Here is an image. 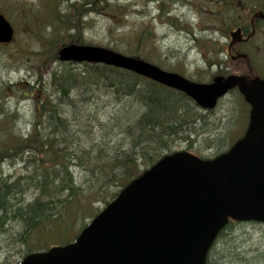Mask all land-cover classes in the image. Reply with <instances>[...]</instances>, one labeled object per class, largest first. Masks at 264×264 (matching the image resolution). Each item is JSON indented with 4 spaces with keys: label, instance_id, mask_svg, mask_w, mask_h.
I'll return each mask as SVG.
<instances>
[{
    "label": "rangeland",
    "instance_id": "obj_1",
    "mask_svg": "<svg viewBox=\"0 0 264 264\" xmlns=\"http://www.w3.org/2000/svg\"><path fill=\"white\" fill-rule=\"evenodd\" d=\"M249 3V0H0V10L14 28L12 42L0 45V141L5 144L14 135L27 136L36 121L42 123V131L47 130L46 115L40 116L37 95L32 96L30 88L46 87L51 93L52 72L62 68L82 72L79 63L53 58L62 44L73 39L71 35L82 43L136 55L191 80L208 82L225 59L221 48L226 44L224 30L228 16L242 20ZM87 92L86 88L73 86L71 97L78 100V108L70 109L67 101L61 106V116L68 119L69 114V125L70 118L81 114L84 117L89 112V107H83ZM121 99L122 102L114 103V99L94 93L88 104L94 102L92 110L97 111L102 122L113 111L119 115L126 111V116L134 118L140 110L138 102L128 97ZM189 103L201 116L168 141V151L187 150L210 158L242 135L249 106L236 89L221 97L212 109H201L191 100ZM23 156L27 159V152ZM19 161L12 157L0 162V183L6 176L24 173ZM30 196L31 192L27 193L25 200ZM89 220L85 218L84 222ZM19 230L18 225H0V264H15L29 249L22 243ZM220 234L209 251L207 264H264V224L234 223Z\"/></svg>",
    "mask_w": 264,
    "mask_h": 264
},
{
    "label": "water",
    "instance_id": "obj_2",
    "mask_svg": "<svg viewBox=\"0 0 264 264\" xmlns=\"http://www.w3.org/2000/svg\"><path fill=\"white\" fill-rule=\"evenodd\" d=\"M13 27L0 12V43ZM61 61L123 68L184 92L211 108L238 86L251 105L245 132L228 151L203 159L188 151L165 155L128 183L64 246L32 252L18 264H204L219 230L234 220L264 222V81L240 76L197 83L140 58L102 46L69 44Z\"/></svg>",
    "mask_w": 264,
    "mask_h": 264
},
{
    "label": "trees",
    "instance_id": "obj_3",
    "mask_svg": "<svg viewBox=\"0 0 264 264\" xmlns=\"http://www.w3.org/2000/svg\"><path fill=\"white\" fill-rule=\"evenodd\" d=\"M71 37L70 43H82L77 36ZM53 58L59 60L58 49ZM79 64L81 73L71 68L52 72L49 85L66 99L70 109L78 108V100L71 97L73 86L86 88L83 107H89V112L84 117L70 118L69 125V114L68 119L61 116L57 97L46 87H32L40 116L46 115L47 130L42 131V123L36 121L27 136L14 135L5 144L0 141V162L23 159L27 152L24 173L0 183V225H18L21 241L29 248L26 253L72 241L86 224L84 219L99 211L98 204L106 205L143 165L150 166L170 149L172 137L201 116L180 92L123 69ZM94 93L108 96L114 103L122 102V97L132 98L140 110L132 119L126 111L120 115L109 112L102 122L92 110L94 102L88 104ZM77 132L83 138H76ZM64 141L69 145L64 146ZM30 192V199L25 200Z\"/></svg>",
    "mask_w": 264,
    "mask_h": 264
},
{
    "label": "flooded vegetation",
    "instance_id": "obj_4",
    "mask_svg": "<svg viewBox=\"0 0 264 264\" xmlns=\"http://www.w3.org/2000/svg\"><path fill=\"white\" fill-rule=\"evenodd\" d=\"M249 2L242 20L227 18L224 30L226 44L225 48H221L225 59L218 64L217 73L211 76V81L239 75L248 86L256 77L264 80V0ZM233 89L238 91L237 87Z\"/></svg>",
    "mask_w": 264,
    "mask_h": 264
},
{
    "label": "bare ground",
    "instance_id": "obj_5",
    "mask_svg": "<svg viewBox=\"0 0 264 264\" xmlns=\"http://www.w3.org/2000/svg\"><path fill=\"white\" fill-rule=\"evenodd\" d=\"M49 87L51 88V94H53V95H55L56 97H57V102L59 103V104H61V105H65L66 104V99L63 97V96H61V94L60 93H58L56 90L57 89H55V87H53L52 85H49ZM248 113V112H247ZM32 125V124H31ZM245 129H246V127H245ZM245 129H244V131H243V133H242V135L241 136H243V134H244V132H245ZM76 136V138H81V133L80 132H77V134L75 135ZM240 136V137H241ZM238 138H239V136H237ZM238 138H236L233 142H232V144L231 145H233L236 141H237V139ZM65 143L67 144L68 142L67 141H64V146H65ZM68 145H69V143H68ZM175 152V150L173 151H163L162 152V154L160 155V157L155 161V162H153L150 166H147V167H145V168H143L144 167V165L141 167V168H143V169H141V172L139 173V174H137V176H135L134 178H132L131 180H129L127 183H125L120 189H119V191L117 192V194H116V196L118 195V193L128 184V183H130L132 180H134L135 178H137L141 173H143L145 170H147V169H149L153 164H155L159 159H161L163 156H165V155H169V154H172V153H174ZM28 158V157H27ZM20 161H19V163H20V167H22V169H26V165H25V161L27 160L26 158H23V159H19ZM28 163V162H27ZM30 164H31V162H30ZM6 177H8V176H6ZM5 177V178H6ZM15 176L14 175H10L9 176V180H12L13 178H14ZM5 178H3V180L5 179ZM3 180H1V182H3ZM242 222H253V223H262V224H264V222H261V221H253V220H242V221H239V220H234V219H231V218H229L228 219V222L226 223V225L228 226V225H230V224H234V223H242ZM204 264H207V261H205L204 262Z\"/></svg>",
    "mask_w": 264,
    "mask_h": 264
}]
</instances>
